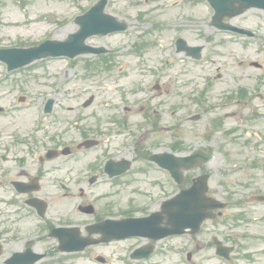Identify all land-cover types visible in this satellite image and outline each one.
<instances>
[{"label": "rangeland", "instance_id": "374dc122", "mask_svg": "<svg viewBox=\"0 0 264 264\" xmlns=\"http://www.w3.org/2000/svg\"><path fill=\"white\" fill-rule=\"evenodd\" d=\"M91 3L90 0H0V46H6L10 44H18L20 46H29L38 42L45 37L51 38H64L68 33L76 30L72 24H68L55 34V27H50L53 23V19H56L59 14L61 18L66 13L78 7L87 6ZM202 3L196 1L191 2L189 0H109L107 6V12L115 15L117 18L125 20L130 24V29L122 35L98 37L89 40V44L93 46H106L112 48L119 45H131L132 41H139L142 38H138L139 34L143 35V31L147 34L143 37L148 43H152L147 46L145 57L148 60H144L141 63L138 59L130 57H118L114 59L113 69L110 71L98 70H86L85 65L88 62H96L98 56H80L76 61L65 62L64 60H49L43 62H37L31 67L25 69L20 73H16L13 77L5 80L3 74V64L0 63V94H3L4 87L6 85H14L15 81H18L19 86L25 87V91L15 92L11 95H27L30 100L36 102V106L41 103V98L38 96L42 91L49 90L46 86H61L65 90L60 94H70L72 89H76V92L71 93L75 96H79L77 99L80 104L84 99H87L90 95L96 96V105L94 104L88 110L86 116H90L89 112L92 110L97 112L98 117L103 116L101 107L105 103L108 105V113L112 112V106L115 107L122 99V95L126 96L127 101L131 102L135 99V94L130 93L136 83H140L141 80L149 82L153 77L152 68L153 65L159 63V60L163 55H168L171 49L172 37L176 36L173 31L168 30H155L151 29V25L148 22L161 21L165 22L172 17L182 16L187 20L195 19L198 21H205L207 16V10L202 6ZM26 13L27 16H26ZM51 12L55 14L53 19L43 20L40 15L44 13L49 18ZM29 16V17H28ZM263 14L260 11L253 10L247 12L239 17L237 20L239 24L249 25L255 27L261 23ZM164 28V27H162ZM187 28V27H186ZM199 31L204 33L213 32L212 29L206 27V25L197 26L196 29H189L183 32V36L190 44H202L205 45L204 54L212 55L214 65H210L208 68L200 69L192 68L186 62H182L178 57H173L168 61L167 65H164L165 70L159 75H163L169 71L166 80H169L173 76H178L181 80L191 82V80H199L201 73H207L214 75L215 68L221 67V78L213 80V86L207 92L209 104H220V94L223 89H229L236 85H254L259 83L262 79V73L255 71L247 63L250 61L264 62V57L257 47L254 49L245 48L238 42H232L222 36H216L213 42H208L203 39L199 34ZM51 34V35H50ZM53 35V37H52ZM260 36L264 37V26L260 32ZM95 39V40H94ZM206 43V44H205ZM127 48H132L129 46ZM260 49V48H258ZM257 50V51H256ZM167 61V60H166ZM163 62V61H162ZM165 63V62H164ZM207 64V63H205ZM137 66H140L137 69ZM183 69V75L175 74L178 70ZM197 69L202 70L197 74ZM205 69V70H204ZM143 70V71H141ZM6 76V75H5ZM172 76V77H169ZM21 78L28 81L25 85ZM57 82V83H56ZM178 84H182L181 82ZM263 84V82H261ZM195 84L185 85L184 88H190ZM197 88V89H195ZM193 89L182 90L181 94H172L169 99V103L183 102L184 104L191 105L190 112L201 114V118L196 122H185L179 125L182 129L183 137L190 139L189 144L193 147L199 146L197 140L205 142L210 141L211 148L216 151L215 139L221 137L222 142L225 144V148L234 156L239 157V162H242V158L248 157L252 154L251 149L260 150L263 146L255 145L256 136H262L264 134V119H255L250 114V109H246L239 106H225L223 108H217L216 111L210 110L208 105L206 109L209 111L200 112L197 105L193 103V98L197 95V91L202 90L203 85H200ZM83 90V91H81ZM261 92H264L263 86H261ZM195 92V93H194ZM190 93V94H189ZM189 94V95H187ZM151 97V93H148ZM34 96V97H33ZM137 96L138 98H143ZM187 96V97H186ZM136 97V98H137ZM162 98V97H161ZM11 96H7L6 100H14ZM31 101V107L23 113L16 115L14 118L1 119L0 131H12L19 126V121L24 126V131L32 124V118H36V108ZM76 100L70 98L67 104L73 106ZM253 108H261L259 111L264 112V98H255L252 102ZM63 107V106H62ZM188 109L180 112L181 119L188 114ZM82 111V110H81ZM118 114L120 113L117 109ZM77 112V111H76ZM75 113V112H74ZM74 113L65 112V110L57 109V114L54 113L52 120L48 121L45 130L52 132V127L55 131H61L65 126H68V121L74 115ZM263 114V113H262ZM138 109L132 108V111L125 116H132L133 119L137 117ZM225 115L227 117H225ZM20 117V119L17 118ZM56 117V118H54ZM252 117V118H250ZM221 127L214 131L213 125L215 121L219 120ZM51 119V118H50ZM57 123V125H54ZM95 123V119H85L78 125H83L86 128L88 125ZM177 121H173L176 124ZM20 128V127H19ZM90 129V128H88ZM228 135H225V132ZM80 135V131L75 129V126L70 123V127H67V132L62 135L63 142L72 143ZM251 133V144L246 148L243 147V140L247 138ZM40 135V133H38ZM61 136V135H60ZM246 157V159H247ZM221 155L217 153L215 155V161L212 162L210 169L212 170L213 186L219 185V181L231 180L230 172H219L215 169L218 164H222L220 161ZM261 165V164H260ZM238 172H234L236 176L234 179L240 181L253 182L254 186H259L258 190H262L261 177H264V168L251 169L247 163H238ZM260 170V171H259ZM239 181V182H240ZM255 216L264 214L263 207H259ZM240 229L237 232H242ZM249 233H257L256 226L250 227ZM252 244L264 245V243L256 242ZM239 264H245L242 261Z\"/></svg>", "mask_w": 264, "mask_h": 264}, {"label": "flooded vegetation", "instance_id": "af4514ba", "mask_svg": "<svg viewBox=\"0 0 264 264\" xmlns=\"http://www.w3.org/2000/svg\"><path fill=\"white\" fill-rule=\"evenodd\" d=\"M159 88H161V86H159ZM166 93H168V91ZM150 129V125L137 126V131H145L146 134ZM18 135L25 136L26 133L23 131L21 133L19 132ZM19 138L18 136V139ZM3 142V136L0 135V159L2 160V165L0 166V264H26L30 255H33L32 257H35V255L41 256L34 264H87L88 262V264H93L90 261L93 255L103 256L101 254L102 252H107L110 257H114L118 264H172L173 238L154 241L146 237H133L125 240L112 241L105 245L91 246L86 248L82 253L61 252L59 250L58 240L49 235L54 227L67 229L77 228L79 229L80 236L89 237V234L85 230L86 225L101 222L104 219L121 220L127 218H144L149 215L150 210L142 211L138 210V207H136L135 211L122 214L116 213L113 209L108 207H100L92 219L90 216L86 217L87 220H90L86 222L83 220L84 214L77 211V188L73 190L71 188L64 197H60V199L65 200V204L59 206L56 211L47 213L50 208L49 204L54 200L48 197V194H51L50 192L42 191L41 184L45 182V175H43L42 171L36 166L37 164L31 163V161H38L37 157L43 154L44 151L37 152L34 149L27 148L22 149L21 152L18 150H10L7 152L5 151L7 142ZM122 149L123 151H107L109 159L117 162L121 157H126L133 164L132 152H136V150L132 149V152L125 155L123 152L127 150L124 147H122ZM74 153L75 151L71 150L70 154L64 157L59 156L56 158V161L61 164V161L73 156ZM75 157L76 156H74V159ZM75 161L78 162L76 159ZM99 161L100 160L96 157L90 163L84 164V168L97 170V172L102 171L103 164H100ZM49 163L50 162H47V164ZM44 164L45 163H40L41 166H44ZM46 167L52 168L50 165ZM131 176L132 175L127 174L125 179ZM97 177L100 180V174H97ZM108 181L109 180H106L104 183L107 186H113L117 183L120 184L119 180L113 182ZM38 183L40 184V189L36 193L21 191L24 184L37 185ZM70 184L77 187L78 185H82L83 181L73 180ZM158 188H162V190L158 191ZM158 188L155 190V194L161 193L165 195L172 190V188L169 189L167 185L163 187L158 185ZM32 196H38L46 203L47 201L44 198L46 197L48 199L47 212L44 217H39L35 210L27 204V201ZM121 199L124 201L123 197H121ZM87 204V202L81 203V205ZM79 220L85 223L79 222ZM92 236L96 239L100 238V236ZM110 245H113V247H110ZM137 247H146L150 249L149 256L140 260H131L129 255L131 251ZM205 247L206 246L195 244L176 246V248L190 249L186 255L188 257L187 262L190 264H194L192 263L194 256H204L202 253ZM79 258L81 260H79Z\"/></svg>", "mask_w": 264, "mask_h": 264}, {"label": "water", "instance_id": "95a60500", "mask_svg": "<svg viewBox=\"0 0 264 264\" xmlns=\"http://www.w3.org/2000/svg\"><path fill=\"white\" fill-rule=\"evenodd\" d=\"M111 25H110V30H116L123 28L121 27L115 20L114 18H111ZM125 28V27H124ZM123 28V29H124ZM70 45V44H69ZM69 45H61V44H56V46H51L50 48L44 50L42 47H39L34 50L26 51V50H18V51H13L14 54H5L3 57V61H5L9 68L11 65L17 66H22L24 64H27L31 62L33 59H36L38 57L34 56L36 54H41L43 52L50 53L51 55H69L73 57L75 55V49H79L80 47V42L79 43H74V47H70ZM67 46V47H66ZM65 50H67L65 52Z\"/></svg>", "mask_w": 264, "mask_h": 264}]
</instances>
